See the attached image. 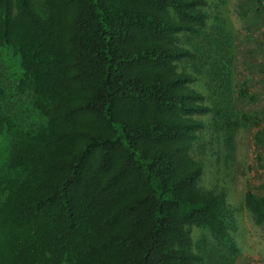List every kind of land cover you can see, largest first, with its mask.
Listing matches in <instances>:
<instances>
[{
    "label": "trees",
    "instance_id": "16d2710c",
    "mask_svg": "<svg viewBox=\"0 0 264 264\" xmlns=\"http://www.w3.org/2000/svg\"><path fill=\"white\" fill-rule=\"evenodd\" d=\"M210 3L0 0V264L223 263L192 238L235 248L193 155L203 115L234 132ZM242 3L254 26L264 1ZM242 206L264 226V188Z\"/></svg>",
    "mask_w": 264,
    "mask_h": 264
},
{
    "label": "rangeland",
    "instance_id": "374dc122",
    "mask_svg": "<svg viewBox=\"0 0 264 264\" xmlns=\"http://www.w3.org/2000/svg\"><path fill=\"white\" fill-rule=\"evenodd\" d=\"M242 1L210 0L208 6L210 20L214 15L221 17L223 30L219 32L230 37L221 41L218 53L223 59H232L228 67L232 93L225 97L234 122L232 147L227 148L225 131L213 126L208 114L203 115L206 125L193 149V155L204 164L198 185L225 194L233 217L229 231L235 248L219 244L201 227L192 228V238L195 249L211 248L218 260L220 255L226 258L222 264H264V226L256 224L242 206L247 190L259 193L264 188V10L261 19L248 26ZM208 79L201 72L195 85L211 96L206 99L211 103L212 96H219L208 88Z\"/></svg>",
    "mask_w": 264,
    "mask_h": 264
}]
</instances>
